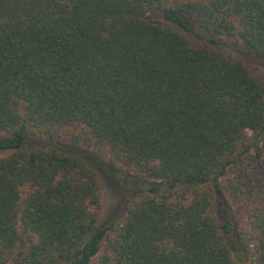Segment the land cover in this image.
<instances>
[{
	"label": "trees",
	"instance_id": "trees-1",
	"mask_svg": "<svg viewBox=\"0 0 264 264\" xmlns=\"http://www.w3.org/2000/svg\"><path fill=\"white\" fill-rule=\"evenodd\" d=\"M223 40L264 67V0H0V264H264V78Z\"/></svg>",
	"mask_w": 264,
	"mask_h": 264
},
{
	"label": "rangeland",
	"instance_id": "rangeland-1",
	"mask_svg": "<svg viewBox=\"0 0 264 264\" xmlns=\"http://www.w3.org/2000/svg\"><path fill=\"white\" fill-rule=\"evenodd\" d=\"M146 20L156 24L164 23L162 15L159 13L148 14ZM181 33L183 35H186V33ZM188 38L192 44L197 46H213L212 44L207 42L206 38L203 37L201 38L188 35ZM223 43L228 45L222 47L217 46L216 48L222 50L226 55H231L235 59L243 61L255 77L264 78V67L257 64L256 59L244 51L241 43L227 40H223ZM32 144H40V141H31L29 143V145ZM107 162L111 161L107 159ZM111 166L112 167H105V169H107L109 172L105 169H97L103 199V208L101 212L102 221H107L113 218L115 212L119 208L122 199L127 197V190L123 186H125V184L128 185L130 181H133V179L141 178L136 174L128 171L120 164L112 163ZM110 172L114 173L116 177L112 176ZM222 183H224V181ZM219 194L220 195L217 197L218 200L216 203V215L220 217L223 214L224 209H227L234 225H236V223L238 222V218H236L233 214L231 200L223 191Z\"/></svg>",
	"mask_w": 264,
	"mask_h": 264
}]
</instances>
